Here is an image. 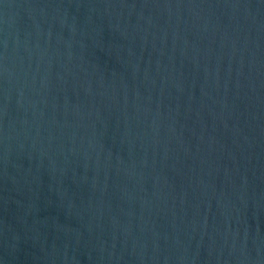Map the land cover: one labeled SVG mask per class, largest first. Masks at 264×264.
I'll return each mask as SVG.
<instances>
[{
  "label": "water",
  "instance_id": "1",
  "mask_svg": "<svg viewBox=\"0 0 264 264\" xmlns=\"http://www.w3.org/2000/svg\"><path fill=\"white\" fill-rule=\"evenodd\" d=\"M0 264H264V0H0Z\"/></svg>",
  "mask_w": 264,
  "mask_h": 264
}]
</instances>
